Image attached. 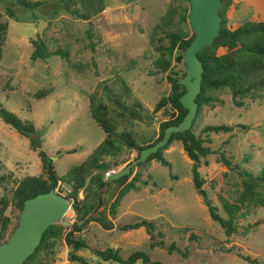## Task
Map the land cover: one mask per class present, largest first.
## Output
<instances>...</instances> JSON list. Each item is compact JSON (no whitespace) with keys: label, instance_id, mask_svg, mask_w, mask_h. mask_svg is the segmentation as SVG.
Returning <instances> with one entry per match:
<instances>
[{"label":"rangeland","instance_id":"rangeland-1","mask_svg":"<svg viewBox=\"0 0 264 264\" xmlns=\"http://www.w3.org/2000/svg\"><path fill=\"white\" fill-rule=\"evenodd\" d=\"M29 1L46 3L35 9H24L16 0H0V19L7 22L0 60V106L34 125L32 137L52 159L56 174L62 178L60 189H56L66 196L70 186L63 179L106 136L91 118L90 104L96 107L102 101L111 109L109 117L116 131L132 134L139 143H148L158 136L159 123L166 116L163 109L157 113L153 109L170 90L164 77L166 73L156 72L155 62L160 56L156 48L166 45L160 30L178 29L180 34L190 37L193 32L188 19L181 20L189 2L92 0V6L86 2L75 6L80 14L87 15L88 20H83L68 13L57 0ZM7 8L12 10L13 17L5 13ZM167 18L172 23L166 24ZM226 18L227 26L232 28L247 19L264 20V0H232ZM37 34L46 40L49 49H62L67 57L51 56L46 61L32 63L31 40ZM182 64L172 61V65ZM121 85L128 89V96L123 100L125 105L140 104V110L135 109L141 119L117 115L118 107L107 97L110 95L104 87L119 95ZM41 90L48 95L39 99L36 94ZM256 93L260 94L259 98L244 99V106L236 107L227 88L212 91L217 101L204 106L195 120L196 134L205 125L248 126L247 130L236 128L231 133L211 134L209 146L215 154L202 159L198 169L204 180L202 188L222 217L226 214L220 198L233 202L241 190L239 170L255 175L264 166V89ZM73 148L74 153H67ZM221 154L230 161L231 169L219 161ZM163 156L170 162L171 170L155 160L141 167L140 180L147 185L123 197L113 223L120 226L141 219L153 220L157 231L163 234L165 246L150 249L148 234L143 228L145 235L136 230L105 232L90 222L80 233L89 248L77 254L87 258L89 264H109L95 257L92 250L104 249L115 242L123 258L141 250L162 264H264V206L246 205L235 221V232L227 237L220 225L211 220L207 207L193 188L192 162L182 144L173 142L163 151ZM135 158V152H124L117 159L127 161L105 173L120 170ZM40 175L41 161L30 148L29 138L20 136L0 119V176L5 177L0 183V208L6 202L4 214L10 219L5 239L17 226L19 217L11 203V191L24 176ZM115 188L112 185L103 192L106 203L112 200ZM82 197L80 191L78 198ZM70 210L68 217H75L72 207ZM256 221L260 223L255 226ZM61 224L68 228L71 223ZM171 242L180 254L167 252ZM68 251L61 235L54 255L44 260L47 264H78L68 261Z\"/></svg>","mask_w":264,"mask_h":264},{"label":"trees","instance_id":"trees-1","mask_svg":"<svg viewBox=\"0 0 264 264\" xmlns=\"http://www.w3.org/2000/svg\"><path fill=\"white\" fill-rule=\"evenodd\" d=\"M187 1L189 2V0ZM85 2L91 3L92 6V0H57V3L61 4L71 15L88 20L87 15L80 14L79 10L75 7L77 3L82 5ZM45 3L46 1L16 0V4L24 9H35L43 6ZM231 4L232 0H221L218 10V14L221 17L219 35L211 46H207L197 53L202 63L203 73L201 91L196 97V117L190 129L179 133H172L168 143L164 147L160 148L156 153L151 154L145 162L138 163L130 170L128 175L111 182L105 179L104 173L111 167L119 166L127 161L117 158L122 156L124 152L130 151L135 152L136 157H138L143 148L150 147L159 141L163 136L164 130L169 126L179 124L186 114V109L181 106L179 101V98L185 93L186 89L184 86L178 84V81L186 73L185 66L184 64L181 66L172 65V61L175 60L177 55L184 53L194 34L186 37L180 34L178 29L173 31L160 30L163 33V40H165L166 45L160 44L156 48L160 52V56L155 62L156 72L166 73L164 77L170 85V90L167 95L162 96L156 102L153 109L155 113L163 109V114L166 116L159 123V132L155 139L148 143H139L128 132L123 131L118 133L109 117L111 109L102 101L96 107L90 104V116L106 136L88 157L80 165L73 167L66 178L63 179L70 186V192L65 196V199L71 201V207L75 214V222L71 223L68 228H63L61 223L49 226L43 233L40 244L23 264H47L44 259L54 255L61 235H63L64 244L69 248L67 254L68 261L78 264H89V260L78 255L77 251L89 248L87 241L80 233L88 227L90 222L97 224L101 229L106 231L114 228L119 231L143 228L148 234L149 248H163L165 246L163 234L157 231L153 220L141 219L120 226L114 225L113 220L117 216L123 197L130 191H139L143 186L147 185L146 181L140 180L141 167L151 160H155L160 165L171 170V164L164 158L163 151L173 142H180L182 144L183 151L192 162L193 188L207 207L211 220L220 225L227 237H230L235 232V221L246 205L264 206V166L255 175L246 170H239L241 190L235 201L230 202L223 197L220 198L221 207L226 217H222L217 212V208L209 200L206 191L202 188L204 180L198 170L202 159L215 154L209 146L212 143L211 134L231 133L236 128L241 130L248 129V126L245 124H218L205 125L199 133H195V120L202 108L204 106H211L217 101L211 94L212 91L227 88L231 94L232 104L236 107H242L244 106V99L249 98L254 100L255 98H259L260 94L256 92L264 89V20L247 19L235 28L227 26L226 12ZM188 5L183 9L181 14L182 21L187 20L190 8V5ZM98 11L100 10H96L95 12ZM5 13L9 17H13V12L10 8H7ZM165 23H172L171 19L167 18ZM6 32L7 22L0 19V60L2 58V45ZM87 34L90 36V31ZM31 45L32 52L29 59L32 63L37 60L46 61L51 56L67 57V53L62 49H49L46 40L38 34L35 39L31 40ZM104 89L110 95L107 97L111 98L112 103L118 107L117 115L119 117L128 116L131 119H141L139 111L135 109L139 108L140 110V104L135 102L129 107L123 101L128 96L126 86H120L119 95L107 87H104ZM46 92L45 90H41L37 92L36 97L39 99L43 98L48 95ZM0 119L20 136L29 138L30 148L37 153L41 161L42 175L37 177L24 176L11 191V203L20 215L26 199L55 188L59 190L62 178L56 174L52 159L40 148L36 139L32 137L35 134V127L31 122L21 120L14 113L2 106H0ZM75 151L76 149L73 148L67 151V153H74ZM105 159L111 160L112 163L110 164ZM219 159L228 169H231L230 161L223 154L219 155ZM235 167L237 168L238 166ZM135 168H137L136 171ZM3 181H5V177L0 176V183ZM112 185L116 188L113 195H111L112 200L106 203L102 199V194ZM80 191L83 194L81 199L78 198ZM6 206L5 202L2 208H0V244L7 240L5 239V232L10 222L8 216L4 214ZM78 222L82 223L79 225ZM259 223V221H256L254 225L256 226ZM157 237H159V240H156ZM191 237L194 238V235L191 234ZM167 252L169 254L172 252L180 254L174 242H171L167 246ZM41 253H43V256H41ZM92 254L103 262L116 264H135L137 261H140L142 264H162L159 261L151 260L148 254L141 250L133 251L126 258L120 255L118 248L112 247L93 249ZM243 258L255 262V260L250 258L244 256Z\"/></svg>","mask_w":264,"mask_h":264},{"label":"water","instance_id":"water-1","mask_svg":"<svg viewBox=\"0 0 264 264\" xmlns=\"http://www.w3.org/2000/svg\"><path fill=\"white\" fill-rule=\"evenodd\" d=\"M221 0H189L187 19L194 34L193 39L183 54L175 57L174 62H182L186 73L178 84L185 87V93L179 98L181 106L186 109L179 124L169 126L164 130L162 138L150 147L143 148L138 157L124 168L110 171L106 175L108 182L117 180L130 173L138 163L164 147L172 133H179L190 129L196 117V97L201 91L203 67L197 53L205 47L211 46L219 35L221 17L218 10ZM71 209V201L65 199L57 189L37 194L23 203L17 226L9 238L0 244V264H23L40 244L45 230L55 224L75 222V217H66ZM82 222H78L80 225Z\"/></svg>","mask_w":264,"mask_h":264},{"label":"crops","instance_id":"crops-1","mask_svg":"<svg viewBox=\"0 0 264 264\" xmlns=\"http://www.w3.org/2000/svg\"><path fill=\"white\" fill-rule=\"evenodd\" d=\"M141 229V228H140ZM112 230H115V228L114 229H112ZM112 230H109V231H112ZM103 231H105V232H107L106 230H103ZM130 231H133V230H130ZM130 231H128V232H130ZM136 231H139L140 233L143 231V233H144V235H145V232H144V230H139V229H136ZM107 246H109V247H112V248H118V249H120V247H119V245L117 244V243H111L110 245H107ZM78 255H80V254H78ZM94 258V257H93ZM96 260V259H95ZM93 261V260H92ZM109 264H113V263H111V262H109Z\"/></svg>","mask_w":264,"mask_h":264},{"label":"bare ground","instance_id":"bare-ground-1","mask_svg":"<svg viewBox=\"0 0 264 264\" xmlns=\"http://www.w3.org/2000/svg\"><path fill=\"white\" fill-rule=\"evenodd\" d=\"M71 212V210H68L66 213V217H68V214Z\"/></svg>","mask_w":264,"mask_h":264},{"label":"built area","instance_id":"built-area-1","mask_svg":"<svg viewBox=\"0 0 264 264\" xmlns=\"http://www.w3.org/2000/svg\"><path fill=\"white\" fill-rule=\"evenodd\" d=\"M110 171H108L107 173H105V177H106V175L109 173ZM70 202V201H69Z\"/></svg>","mask_w":264,"mask_h":264}]
</instances>
